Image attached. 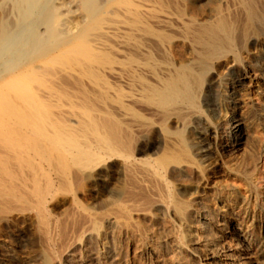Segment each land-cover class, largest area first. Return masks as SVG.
I'll list each match as a JSON object with an SVG mask.
<instances>
[{"label":"bare ground","instance_id":"bare-ground-1","mask_svg":"<svg viewBox=\"0 0 264 264\" xmlns=\"http://www.w3.org/2000/svg\"><path fill=\"white\" fill-rule=\"evenodd\" d=\"M175 1L210 3L206 19L167 11ZM1 5L0 226L21 220L22 233H33L41 248L43 264H120L122 236L137 241L136 249L154 262L185 250L199 264H252L264 256V240L245 229L237 234L240 255L218 246L206 250L201 233L222 223L196 219L190 201L199 186L188 184L212 165L209 148L188 133L215 138V122L230 115L227 109L222 116L218 104L208 117L202 94L221 66L237 71L238 88L249 77L232 56L237 42L264 45V0ZM172 30L196 46V57H149L153 42L169 48L177 40L167 34ZM203 114L210 123L200 132L192 122L204 120ZM231 121L226 153L244 137V123ZM162 223L171 229L165 254L153 229Z\"/></svg>","mask_w":264,"mask_h":264},{"label":"rangeland","instance_id":"rangeland-1","mask_svg":"<svg viewBox=\"0 0 264 264\" xmlns=\"http://www.w3.org/2000/svg\"><path fill=\"white\" fill-rule=\"evenodd\" d=\"M2 2H4V0H0V7L2 6ZM201 5L196 6L193 5L192 2L182 1L176 3L175 1L170 7L172 11L171 9L167 10L166 7L162 9L180 15L182 13L185 19L193 18L201 21L206 19L210 3L208 4L206 2ZM71 7L72 11H76L78 8L75 4ZM183 11L186 16L183 14ZM154 13L157 14V16L159 14V12ZM1 20L2 18L0 15V22ZM172 31L167 34L170 33V35H174L176 37L175 39L178 41L176 40L170 44L169 48L167 46L161 47L159 46L160 44L156 45L155 42H153L149 45V57H154L155 59L165 58L169 60H171L172 57L173 60H175V57L182 59L196 57V55L192 53L194 51L192 48H196V46L193 47V45L191 46L190 44L183 43L181 39L180 41L179 38H177V36H180L179 31ZM174 32L177 34H174ZM153 46L155 47L153 48ZM158 46L159 48L161 47V50ZM234 52V56L232 57L237 56V59L241 60V64L245 66L250 73L249 77L244 79L242 81V87L238 88L237 71L221 66L222 68L220 67L216 70L217 80L211 87L209 93L204 92L202 94V101H200V105L202 104L201 109L206 112L208 111L205 113L208 117L212 119L211 110L218 104H220L222 108V116L228 111L227 109H229L230 115L229 119L222 118L215 122L214 127L216 128L213 127L217 132L215 138L211 136L205 137L204 135H202V137L195 136L192 132L188 133L191 138L200 137V144L209 148V154L211 155L210 161L212 160L210 171L205 173V177L202 176V178L201 175H195L190 178L192 182L188 180V184L191 183L190 185L199 186V195L195 196V201L189 200L190 203L192 202L191 206L193 207L191 208L193 209L191 213L194 214L196 219L205 222L203 218L207 216L206 218L209 220L213 221L218 219L222 223V227L218 229L211 228L206 233H201L200 236L203 238H200L201 242L206 245L205 249L211 250L212 246H218L238 256L242 253L243 246L242 242H240L237 237L239 229H245L249 231L250 234L252 233L257 242L264 240V78L261 74L264 73V70L262 71V64H264V45L252 46L249 43L246 45V43L237 42ZM151 54H153V56ZM115 57H119V55ZM238 107L239 109L234 110V108ZM232 112H234V114ZM206 115H202L204 120L200 119L201 121L199 120L197 122V120H195L192 122L200 132H205L209 126L210 122H205L209 119ZM232 118H234V120H241L244 123V137L239 135V140L242 142V145L237 150L226 153L223 147L226 145V137L224 136L228 135L227 133H230L234 129V125H232L233 121H231ZM229 125H231V129H229ZM211 130L213 131V129H210V131ZM236 131L237 130H235V132ZM223 200H231L234 202V205L228 208ZM233 212L236 214L234 217L231 216ZM199 215H201L202 218L199 219ZM21 223V220H18L11 223V225L0 226V264H43L41 260L42 251L39 245L35 243V239L32 237L33 233H30V236L29 233H22ZM153 229L156 231H154L155 235H159L156 237L157 248L159 251L163 252L165 251L164 243L171 233L170 226L167 223H162L157 228L155 227ZM21 233L24 235V241L17 238V235ZM205 235L208 236L205 237ZM159 238L160 240H158ZM89 246L93 248L92 244ZM136 248L137 241H133L127 236H122L119 243V249L121 250L120 264L200 263L199 259L194 257L190 251L187 252V250L180 254L167 256L166 258L162 257L160 253L162 257L161 261L154 262L149 255L140 252L141 250H137ZM205 253L207 254V251L204 252V254ZM163 254H165V252H163ZM68 263L72 264L74 262L70 260ZM257 263L264 264V256L259 258L258 262H253L252 264Z\"/></svg>","mask_w":264,"mask_h":264}]
</instances>
